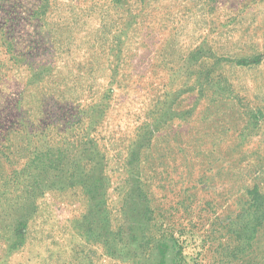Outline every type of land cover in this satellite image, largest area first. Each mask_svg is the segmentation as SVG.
Here are the masks:
<instances>
[{
    "label": "rangeland",
    "instance_id": "374dc122",
    "mask_svg": "<svg viewBox=\"0 0 264 264\" xmlns=\"http://www.w3.org/2000/svg\"><path fill=\"white\" fill-rule=\"evenodd\" d=\"M0 264H264V0H0Z\"/></svg>",
    "mask_w": 264,
    "mask_h": 264
},
{
    "label": "trees",
    "instance_id": "16d2710c",
    "mask_svg": "<svg viewBox=\"0 0 264 264\" xmlns=\"http://www.w3.org/2000/svg\"><path fill=\"white\" fill-rule=\"evenodd\" d=\"M73 169L76 170L75 168ZM70 171H73V170L64 168L63 166L61 167L51 166L48 163L42 164L41 166H30V161H27L26 163H24L20 168L15 170L14 176L23 177L25 179L26 183H24V187H26V190L24 191L27 192L26 194L27 196L23 195L20 192V195L25 198L21 199V202L14 209V211L20 212L21 217L29 213L33 207V204L31 202V199L28 198V196H32V195L35 196L39 193V191L41 192V190H43L44 188L48 189L52 187V188L61 190L64 187L74 186L75 184L85 185L87 184V182H89L90 184L95 183L93 169L89 170V173H87L86 168H80V176L79 174L77 175L79 176L77 183H74L75 177L73 176V173L66 175L65 172H70ZM35 177H37L36 180H33ZM61 177H65L64 181L67 179L71 183H67L68 181L63 182V180H61ZM14 190H17V189H14ZM11 217H12V213L8 219H10ZM175 244L176 243L174 240V245ZM179 252H180V248L178 249L177 253Z\"/></svg>",
    "mask_w": 264,
    "mask_h": 264
}]
</instances>
